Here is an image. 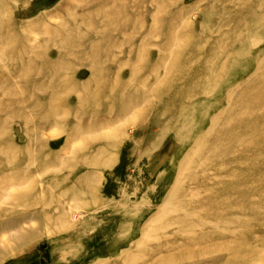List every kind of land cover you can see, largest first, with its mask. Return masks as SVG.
Wrapping results in <instances>:
<instances>
[{
    "label": "rangeland",
    "instance_id": "obj_1",
    "mask_svg": "<svg viewBox=\"0 0 264 264\" xmlns=\"http://www.w3.org/2000/svg\"><path fill=\"white\" fill-rule=\"evenodd\" d=\"M0 264H264V0H0Z\"/></svg>",
    "mask_w": 264,
    "mask_h": 264
}]
</instances>
